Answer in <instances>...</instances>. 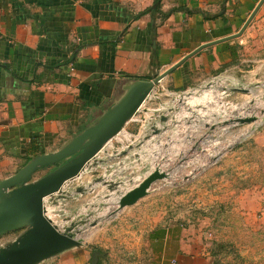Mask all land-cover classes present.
Returning a JSON list of instances; mask_svg holds the SVG:
<instances>
[{
    "label": "rangeland",
    "instance_id": "1",
    "mask_svg": "<svg viewBox=\"0 0 264 264\" xmlns=\"http://www.w3.org/2000/svg\"><path fill=\"white\" fill-rule=\"evenodd\" d=\"M245 32L233 41L234 57L209 78L185 88L155 89L160 99L154 96L143 108H178L165 132L127 157L121 151L128 142L118 146L112 139L79 177L64 186L67 197L46 199L47 214L60 229L80 221L78 238L83 240L82 246L52 258V264H64L62 258L70 255V264H91L96 248L104 254L99 264H264V141L257 139L264 133V121L222 125L264 107V48L254 51L251 43H240ZM181 96L188 97L190 107L181 103ZM147 112L142 109L124 128L135 134L134 143L150 131L141 126V115ZM189 149L190 156L182 159ZM56 167L39 170L35 178ZM157 167L168 176L154 182L135 205L114 214L122 193ZM100 177L120 186L112 190L95 182ZM90 183L93 189L77 191ZM163 230L168 238L164 253L155 241V234ZM177 242L184 251L173 261Z\"/></svg>",
    "mask_w": 264,
    "mask_h": 264
},
{
    "label": "crops",
    "instance_id": "2",
    "mask_svg": "<svg viewBox=\"0 0 264 264\" xmlns=\"http://www.w3.org/2000/svg\"><path fill=\"white\" fill-rule=\"evenodd\" d=\"M259 1L0 0V180L67 144L110 106L125 80L154 78L201 44L238 32ZM245 33L240 43L264 48V4ZM233 41L201 50L156 88L209 78L234 57ZM257 139L263 143L264 133ZM135 140L127 129L113 138L127 147ZM166 234L155 240L163 253ZM17 235L1 236L0 246ZM175 244L173 261L184 251Z\"/></svg>",
    "mask_w": 264,
    "mask_h": 264
},
{
    "label": "water",
    "instance_id": "3",
    "mask_svg": "<svg viewBox=\"0 0 264 264\" xmlns=\"http://www.w3.org/2000/svg\"><path fill=\"white\" fill-rule=\"evenodd\" d=\"M263 4L264 0L258 2L238 32L201 44L154 78L125 80L110 106L102 110L91 124L76 134L67 144L56 151L36 155L15 174L0 180V237L11 232H18L16 238L0 246V264H41L70 249L82 246L83 240L78 238L81 229H77L80 221L60 229L47 214L46 199L54 195L67 197L63 195L64 186L79 177L85 168L106 149L110 141L124 130L127 123L138 115L163 78L201 50L242 36ZM231 89L250 91L239 87ZM169 111L174 112L178 109L172 107ZM256 119V116L249 115L238 118L237 122L250 123ZM169 120V115L161 116L163 123ZM165 131V126L152 125L150 133L139 142L131 143L127 149L121 151V154L125 155L130 150L141 149L152 136ZM53 165L57 167L46 175L35 178L39 170ZM167 176L166 171L159 167L155 168L138 185L122 193L118 199V208L113 213L116 214L126 207L135 205L149 194L154 182ZM95 182L108 184L112 190L118 188L121 183L110 182L104 177L98 178ZM93 188V184L90 183L88 187L79 186L77 191L84 193L87 189ZM103 255L96 248L91 264H98Z\"/></svg>",
    "mask_w": 264,
    "mask_h": 264
},
{
    "label": "bare ground",
    "instance_id": "4",
    "mask_svg": "<svg viewBox=\"0 0 264 264\" xmlns=\"http://www.w3.org/2000/svg\"><path fill=\"white\" fill-rule=\"evenodd\" d=\"M181 98L183 99V100H181V103L182 104H184L185 106H189L190 107V105H189V102L186 100V99H188V97H185V96H181ZM177 108V107H176ZM178 109V108H177ZM249 111V110H248ZM252 111V110H251ZM250 112V111H249ZM247 114V113H246ZM246 114H243L241 117H239V116H237L235 119H232V120H230V121H228V120H225L223 123H222V125H225V124H227V123H230V124H235V123H237V119L238 118H242V117H246L245 115ZM247 116H249V115H247ZM253 116H256L257 117V119L259 118V120H260V122H261V120L262 121H264V107H255L254 108V111H253ZM258 120V121H259ZM263 123V122H262ZM251 133V130L250 131H247L246 133H244V134H242L238 139H242V138H245L246 136H248L249 134ZM205 137H203V139H204ZM237 139V140H238ZM234 143V142H233ZM232 143V144H233ZM229 147L231 146V144L230 145H228ZM228 146H226L225 145V149H226V147H228ZM222 151H224V149H222ZM184 154V153H183ZM182 154V155H183ZM190 149H189V151L186 153V154H184L183 156H182V159H184V158H187V157H189L190 155ZM219 155V152L215 155V156H218ZM174 167V166H173ZM160 168V167H159ZM161 169V168H160ZM176 172H177V169H176V167H174L173 168V170H172V173H173V176L175 177V174H176ZM117 203H118V201H117ZM89 236V235H88Z\"/></svg>",
    "mask_w": 264,
    "mask_h": 264
},
{
    "label": "built area",
    "instance_id": "5",
    "mask_svg": "<svg viewBox=\"0 0 264 264\" xmlns=\"http://www.w3.org/2000/svg\"><path fill=\"white\" fill-rule=\"evenodd\" d=\"M155 91H156V90H155ZM154 94H155V95H154ZM157 95H159V94H158L157 92H154L152 95H150V97L147 99V101H146L145 104H147L148 101H149L151 98L153 99L154 96H156V98H159V99H160V97H158ZM145 104H144V105H145ZM143 107H144V106H143ZM175 107H176V106H175ZM170 108H172V107H170ZM170 108H169V109H170ZM142 109H145V110L147 109V111H148L147 114L153 112V108H150V107H148V108H142ZM142 109H141V110H142ZM169 109H168V110H169ZM165 111H166V110H164V109H159V108L157 109V108H156V109H154V113H153L152 116H150L149 118H143V119H144L143 122H144L145 124L149 125V127H150V128H148V129L146 128V130H149V129H150L149 132H146L147 134L151 132V126L154 125V124H156V125H158V126L161 125L160 127H164L165 125H167V123H168L169 121H168L167 123H163V122L161 121V116H162V115H165V114H166V115H169V116H170V119H171V118H174V116H173V114H172L173 112H170V111L165 112ZM174 112H177V111H174ZM139 113H140V112H139ZM145 116H146V115H145ZM171 116H172V117H171ZM160 122H161V123H160ZM163 124H164V125H163ZM165 127H166V130H167V126H165ZM155 136H156V135H155ZM153 137H154V136H152V138H153ZM152 138H150V139H152ZM150 139H149V140H150ZM147 141H148V140H147Z\"/></svg>",
    "mask_w": 264,
    "mask_h": 264
},
{
    "label": "trees",
    "instance_id": "6",
    "mask_svg": "<svg viewBox=\"0 0 264 264\" xmlns=\"http://www.w3.org/2000/svg\"><path fill=\"white\" fill-rule=\"evenodd\" d=\"M30 159H31V158H30ZM165 233H166V230H163V232H161V234H160V233L155 234V237H158V241H160V240H161V236H162V234L165 235ZM98 264H99V263H98Z\"/></svg>",
    "mask_w": 264,
    "mask_h": 264
}]
</instances>
